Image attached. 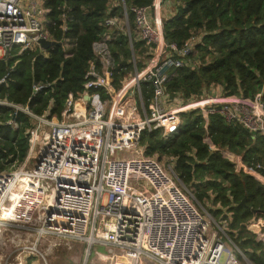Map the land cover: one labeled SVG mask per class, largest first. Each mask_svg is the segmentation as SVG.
Instances as JSON below:
<instances>
[{
    "label": "built area",
    "instance_id": "built-area-1",
    "mask_svg": "<svg viewBox=\"0 0 264 264\" xmlns=\"http://www.w3.org/2000/svg\"><path fill=\"white\" fill-rule=\"evenodd\" d=\"M172 5L170 0H153L151 6L131 8L134 39L147 49L148 62L141 70L136 68L129 29L121 18L109 16L103 22L105 32L91 46L98 66L90 65L81 93L68 94L59 121L15 107L32 118L33 127L23 162L0 172V264H46L54 237L76 240L88 250L101 245L109 257H117V264L249 263L233 241L236 231H229L233 237L227 232L233 212L222 208L213 219L176 177L175 158H167L170 165L165 168L139 145L145 131L160 130L164 139L172 136L181 113L190 110H198L205 122L219 115L226 123L264 135L260 94L249 99L210 87L184 102L167 93L170 70L202 64L187 59L199 37L182 47L165 40L161 12ZM47 14L43 0H0V60L14 49L40 48V39L54 41ZM119 31L129 37L134 70L115 86L109 43ZM61 42L70 56L73 42ZM4 81L1 78L0 84ZM144 84L150 90L145 101ZM50 87L35 84L31 96ZM0 106L11 104L0 101ZM209 148L218 150L210 143ZM218 151L236 163L226 149ZM237 169L264 185L261 165L237 164ZM243 226L264 248V214H253Z\"/></svg>",
    "mask_w": 264,
    "mask_h": 264
},
{
    "label": "trees",
    "instance_id": "trees-1",
    "mask_svg": "<svg viewBox=\"0 0 264 264\" xmlns=\"http://www.w3.org/2000/svg\"><path fill=\"white\" fill-rule=\"evenodd\" d=\"M170 1L175 13L163 20L165 40L182 47L191 37H199L187 59L202 62L200 66L170 70L173 76L166 83L170 97L179 95L188 102L203 90L217 87L226 95L249 99L260 94L264 105V0ZM152 2L43 0L51 38L57 42L68 40L74 46L70 56H66L63 46L48 50L36 47L14 49L0 60V79L5 78L0 84V101L11 104L0 106V172L23 162L28 150L33 120L15 107L59 121L68 94L81 93L90 65L98 66L91 46L105 32L106 17L123 20L126 11L136 68L142 69L140 56L147 49L134 39L131 8L148 7ZM109 47L116 65L111 84L118 86L134 70L128 35L115 33ZM46 83L51 87L31 96L33 85ZM142 88L145 101L150 90L146 84ZM180 119L178 130L169 138L164 139L160 130L145 131L139 145L145 148L146 155L159 160L175 158L176 177L193 191L200 205L208 202L215 206L213 216L222 208L232 211L229 228L238 234L234 239L244 249H250L248 258L253 264H264V248L243 226L253 217L252 211L264 210V185L237 169V164L261 165L264 172V135L249 133L236 122L226 123L219 115H210L205 122L198 110L181 113ZM206 138L218 150L226 149L236 163L220 151L211 150Z\"/></svg>",
    "mask_w": 264,
    "mask_h": 264
},
{
    "label": "rangeland",
    "instance_id": "rangeland-1",
    "mask_svg": "<svg viewBox=\"0 0 264 264\" xmlns=\"http://www.w3.org/2000/svg\"><path fill=\"white\" fill-rule=\"evenodd\" d=\"M114 5V4H113ZM123 26H125L126 29H129L128 27V21L127 18L122 20ZM130 30V29H129ZM133 35H134V31H133ZM140 61H142V64L146 62H148V57L144 54L143 57L140 56ZM137 63V62H136ZM128 79V77H127ZM161 162L165 165V168L170 165V162L167 160V158L162 157ZM186 188V187H185ZM191 192H193L192 190H190ZM194 196V194H193ZM195 198V197H194ZM200 206L207 214L211 215V217L213 219H217L219 217V215L221 214H217L215 216L212 215L215 206L213 207L210 203L208 202H204ZM229 231H231L230 228H227V232L229 234V236L233 237ZM237 233V232H236ZM17 234V233H16ZM25 234L21 231H19L18 236H20L21 238H25ZM238 234H236L237 237ZM4 237L6 238L7 235H4ZM237 240V239H236ZM233 238L234 243L236 244V246L241 250V252H243L245 258L244 261L245 262H249L250 264H253L251 262V260L248 258V254H250V249H244L240 244H238V242ZM52 243H49V240H47L46 243L42 244V248H46L47 244H51L52 245V253L47 256L46 258V264H83L85 262H87V264H89V259H90V255H91V251H93L94 249L98 250V253H104V248L101 245H98L90 250H88L87 246L85 244H82L76 240L73 239H61L58 237H54L51 240ZM3 254V249L0 248V257ZM106 254V253H105ZM237 255V253H235ZM109 256V255H107ZM224 258V256H223ZM222 258V259H223ZM102 259H104V263L105 264H113L111 262L110 259L104 258L102 257ZM106 259V260H105ZM115 260V264L118 263V260L113 258ZM36 260V259H34ZM101 264H103V261L100 260L99 261ZM42 264H44L45 262L42 260L41 261ZM248 263V264H249Z\"/></svg>",
    "mask_w": 264,
    "mask_h": 264
},
{
    "label": "crops",
    "instance_id": "crops-1",
    "mask_svg": "<svg viewBox=\"0 0 264 264\" xmlns=\"http://www.w3.org/2000/svg\"><path fill=\"white\" fill-rule=\"evenodd\" d=\"M173 8L174 7H165L162 10L161 15H162V19L163 20L169 18L170 16H172L175 13V10ZM102 257L110 259L113 264H115V260L113 258L117 259V257H109V256H107V254H105V252L102 253V254L98 253V250L95 249V250L91 251L89 264H101L99 262L100 260H102L103 264H105L104 263V259H102ZM33 263L34 264H39L37 261H33ZM140 264H155V263H153L151 261H148V260H144Z\"/></svg>",
    "mask_w": 264,
    "mask_h": 264
},
{
    "label": "water",
    "instance_id": "water-1",
    "mask_svg": "<svg viewBox=\"0 0 264 264\" xmlns=\"http://www.w3.org/2000/svg\"><path fill=\"white\" fill-rule=\"evenodd\" d=\"M38 44H39V47L43 50H48L52 47L62 46L61 41H59V42H57V41H45L43 39L38 40ZM244 201H245V198L243 199L242 203H244ZM252 212H253V214H256V213L264 214V210H254Z\"/></svg>",
    "mask_w": 264,
    "mask_h": 264
}]
</instances>
